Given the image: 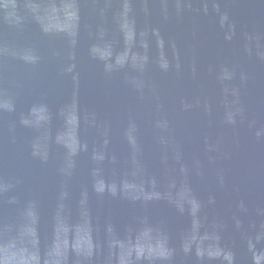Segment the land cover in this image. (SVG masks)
Wrapping results in <instances>:
<instances>
[{
  "label": "water",
  "instance_id": "water-1",
  "mask_svg": "<svg viewBox=\"0 0 264 264\" xmlns=\"http://www.w3.org/2000/svg\"><path fill=\"white\" fill-rule=\"evenodd\" d=\"M0 264H264V0H0Z\"/></svg>",
  "mask_w": 264,
  "mask_h": 264
}]
</instances>
